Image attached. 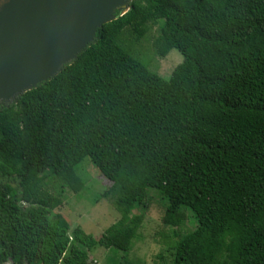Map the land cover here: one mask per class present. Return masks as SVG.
Here are the masks:
<instances>
[{"label": "trees", "instance_id": "obj_1", "mask_svg": "<svg viewBox=\"0 0 264 264\" xmlns=\"http://www.w3.org/2000/svg\"><path fill=\"white\" fill-rule=\"evenodd\" d=\"M156 16L153 52L180 53L177 82L129 45ZM84 157L119 213L97 236L54 211ZM148 187L167 199L170 264H264V0H128L54 75L0 100V264H98L88 251L135 236Z\"/></svg>", "mask_w": 264, "mask_h": 264}, {"label": "water", "instance_id": "obj_2", "mask_svg": "<svg viewBox=\"0 0 264 264\" xmlns=\"http://www.w3.org/2000/svg\"><path fill=\"white\" fill-rule=\"evenodd\" d=\"M118 1L125 7L126 0H0V100L59 71L122 10L112 8Z\"/></svg>", "mask_w": 264, "mask_h": 264}, {"label": "rangeland", "instance_id": "obj_3", "mask_svg": "<svg viewBox=\"0 0 264 264\" xmlns=\"http://www.w3.org/2000/svg\"><path fill=\"white\" fill-rule=\"evenodd\" d=\"M126 1L125 7L120 12L127 8ZM160 22L161 18L156 16L154 26L142 38L132 40L129 45L149 70L165 79L173 78L177 82L179 76L175 72V67L181 60L180 53L171 48L165 56L159 57L153 52L151 45L152 37L156 34L157 25ZM122 38L127 44L131 39L126 32L123 33ZM76 172L82 181V187L76 193L64 187L65 199L54 211L61 213L70 228L79 226L85 232L97 236L119 218V213L110 201L102 196L110 182L101 175L87 157L79 162ZM37 176V173L32 172L28 178L33 179ZM43 180L44 188L52 191L56 182L54 178L45 175ZM58 186L59 183L57 188ZM166 206L167 199L159 190L146 188L140 202L134 204L130 211L131 215L140 213L141 220L135 236L126 244V248L105 249L97 246L87 252L88 259L98 264H110L111 257L113 259L123 257L140 264H170L174 236L173 228L163 222ZM181 209L184 219L177 228L180 231H186L193 228L194 219L188 209L184 207Z\"/></svg>", "mask_w": 264, "mask_h": 264}, {"label": "bare ground", "instance_id": "obj_4", "mask_svg": "<svg viewBox=\"0 0 264 264\" xmlns=\"http://www.w3.org/2000/svg\"><path fill=\"white\" fill-rule=\"evenodd\" d=\"M115 7H119V9H123L124 8L123 2L122 1L116 2L115 4H113L112 8H115Z\"/></svg>", "mask_w": 264, "mask_h": 264}]
</instances>
